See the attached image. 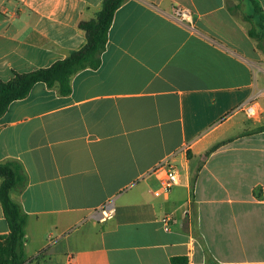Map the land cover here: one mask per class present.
<instances>
[{
	"label": "crops",
	"instance_id": "crops-1",
	"mask_svg": "<svg viewBox=\"0 0 264 264\" xmlns=\"http://www.w3.org/2000/svg\"><path fill=\"white\" fill-rule=\"evenodd\" d=\"M104 2L0 0V80L83 49L80 24ZM255 3L264 14V0H126L98 69L76 74L68 95L38 83L10 104L0 164L18 163L26 176L11 196L27 217L28 264H264ZM176 6L193 22L172 19ZM251 100L254 119L236 111ZM165 162L180 184L156 197ZM109 205L114 217L100 222ZM9 234L0 201V235Z\"/></svg>",
	"mask_w": 264,
	"mask_h": 264
},
{
	"label": "trees",
	"instance_id": "trees-1",
	"mask_svg": "<svg viewBox=\"0 0 264 264\" xmlns=\"http://www.w3.org/2000/svg\"><path fill=\"white\" fill-rule=\"evenodd\" d=\"M125 1L105 0L96 19L80 24L88 38V43L83 49L73 52L68 58L56 62L51 67L24 74L17 73L7 82L0 80V118L11 103L25 99L36 84L45 83L50 88H57L62 95H68L71 92V80L76 74L85 69H98L114 15ZM255 12L263 22L264 14L257 3ZM259 27L263 28L262 25ZM250 35L256 37V29H252ZM218 147L220 145L213 150ZM0 178V201L10 231L9 235H0V264H28L24 251L27 217L11 196L13 189L26 184V176L20 164L7 163L0 164Z\"/></svg>",
	"mask_w": 264,
	"mask_h": 264
},
{
	"label": "built area",
	"instance_id": "built-area-1",
	"mask_svg": "<svg viewBox=\"0 0 264 264\" xmlns=\"http://www.w3.org/2000/svg\"><path fill=\"white\" fill-rule=\"evenodd\" d=\"M171 18L180 23H192L193 17L191 12L181 6L173 8ZM241 115L249 119H254L259 116V103L257 100H251L248 103L242 105L237 110ZM155 174L159 180V189L154 192L156 197H161L168 194L172 188L180 184V174L178 170L172 166L169 162L162 164L156 171ZM115 207L109 205L104 206L98 211L100 222H106L111 220L115 215ZM160 221L165 225V229L168 230L169 216H161Z\"/></svg>",
	"mask_w": 264,
	"mask_h": 264
},
{
	"label": "rangeland",
	"instance_id": "rangeland-1",
	"mask_svg": "<svg viewBox=\"0 0 264 264\" xmlns=\"http://www.w3.org/2000/svg\"><path fill=\"white\" fill-rule=\"evenodd\" d=\"M260 25H262L263 26V28L261 29L259 26ZM261 29L262 30V32H263V34H264V25H263V22L262 21H260V18H259V22L258 23H256L255 24V29ZM264 36V35H263ZM264 41V40H263Z\"/></svg>",
	"mask_w": 264,
	"mask_h": 264
}]
</instances>
